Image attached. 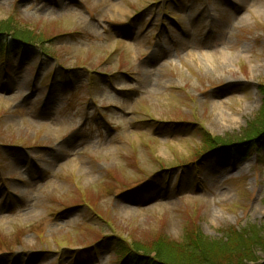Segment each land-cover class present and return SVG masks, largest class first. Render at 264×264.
Listing matches in <instances>:
<instances>
[{"label": "rangeland", "instance_id": "obj_1", "mask_svg": "<svg viewBox=\"0 0 264 264\" xmlns=\"http://www.w3.org/2000/svg\"><path fill=\"white\" fill-rule=\"evenodd\" d=\"M259 7L0 0V264L162 262L264 228Z\"/></svg>", "mask_w": 264, "mask_h": 264}, {"label": "trees", "instance_id": "obj_2", "mask_svg": "<svg viewBox=\"0 0 264 264\" xmlns=\"http://www.w3.org/2000/svg\"><path fill=\"white\" fill-rule=\"evenodd\" d=\"M257 126H260L258 129L262 133L264 125L258 122ZM249 144H253V149L257 144L264 147V134L251 140ZM235 232L237 231L234 229L230 230L220 240H209L195 233V236L184 239L174 247L178 250L177 257H164L157 253L163 257L162 262L140 250L138 252L142 254L139 255L143 264H264V260L258 256L260 253L264 255V228L249 226L238 234Z\"/></svg>", "mask_w": 264, "mask_h": 264}, {"label": "bare ground", "instance_id": "obj_3", "mask_svg": "<svg viewBox=\"0 0 264 264\" xmlns=\"http://www.w3.org/2000/svg\"><path fill=\"white\" fill-rule=\"evenodd\" d=\"M257 13H259L260 15H264V9L262 7H259ZM207 62L210 66H214L215 64V62L211 59L207 60Z\"/></svg>", "mask_w": 264, "mask_h": 264}]
</instances>
